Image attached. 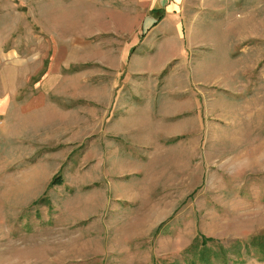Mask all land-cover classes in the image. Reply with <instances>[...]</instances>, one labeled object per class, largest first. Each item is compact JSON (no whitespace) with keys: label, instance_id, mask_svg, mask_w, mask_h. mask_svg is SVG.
<instances>
[{"label":"rangeland","instance_id":"rangeland-1","mask_svg":"<svg viewBox=\"0 0 264 264\" xmlns=\"http://www.w3.org/2000/svg\"><path fill=\"white\" fill-rule=\"evenodd\" d=\"M251 3V39L217 16L229 53H203L195 7L178 42L130 49L136 0L7 5L0 22L20 29L0 44L19 68L35 81L59 58L70 75L42 115L0 116V264H201L203 240L212 264H264V0Z\"/></svg>","mask_w":264,"mask_h":264},{"label":"crops","instance_id":"crops-1","mask_svg":"<svg viewBox=\"0 0 264 264\" xmlns=\"http://www.w3.org/2000/svg\"><path fill=\"white\" fill-rule=\"evenodd\" d=\"M2 1L3 0H0V16L5 17V14L10 13L8 11L9 9L14 10L13 6H7L12 4L14 0H4L6 1L5 4H2ZM225 1L227 0H196L195 5H193L190 3V0H136L139 9L136 13L144 16L141 20L139 28L141 36H143L139 39L138 35H134L132 43L129 45L130 49L136 48L139 44L143 46V44H147L149 41L150 45H152L151 40L148 38L151 34L156 33H164L166 35L167 33L169 34L172 32V37H174L173 39H176L178 42L181 33L184 30V25H186L187 18L185 19V16L186 14L188 16L194 15V10L192 8L195 7L200 42V45L198 46L204 49L203 53L206 49L212 50V48H219V46L223 47L226 52L229 53L230 49H234L233 46L225 43L222 45L220 43L222 39L221 35L215 34L219 26L217 16H232L234 20L229 19V24L231 26L232 24L244 26L245 34L239 36L238 39L240 41L238 42L251 39L253 26L248 17L251 16L250 9H252V0H243L245 1L243 6L244 10L242 12L244 16L241 15L243 18L237 17L239 12V8L237 9V1L241 0H233V7L232 5L226 6ZM72 11L76 12L77 9L72 8ZM55 21L57 20L54 18V25L51 30L57 32L60 30V25L59 23L55 24ZM16 26L17 24L10 25L1 21L0 32L4 33L3 39H6L10 33L20 29V27L17 28ZM145 32H147L146 37H144ZM246 32H248V34H246ZM170 41L171 40H168L167 43L165 42L166 45H170ZM85 43L90 42L87 41ZM2 44L3 43L0 44V64L2 65L1 69L3 70V73L0 72V88H2V94L0 95V116L6 115V113L11 110H18L22 114L27 113L29 115H42L47 103L49 102L50 93L56 92L58 89L57 85H59V83L64 80L66 76L70 75V73H62L60 71L62 63L57 57L58 59L53 62L52 72L46 74L43 78H37V80L32 81L33 77L30 76L28 70L23 69V66L19 68V65L21 64H18V61H14L17 60L15 56L18 55V51L15 49L4 50L3 47L1 48ZM234 45L235 47H238L236 44ZM85 49L90 48L89 46H86ZM63 51L65 52V48H58V56H60ZM146 55L149 57V53L145 54V56ZM7 60L10 62H7ZM13 61L15 66H13ZM79 74L86 76V74L83 73H76L75 75L79 76Z\"/></svg>","mask_w":264,"mask_h":264},{"label":"trees","instance_id":"trees-1","mask_svg":"<svg viewBox=\"0 0 264 264\" xmlns=\"http://www.w3.org/2000/svg\"><path fill=\"white\" fill-rule=\"evenodd\" d=\"M209 240H203L202 245L203 249L199 252L200 258H201V264H212L210 255L215 254L213 248L207 246V243ZM193 249H196L197 247L193 246Z\"/></svg>","mask_w":264,"mask_h":264},{"label":"bare ground","instance_id":"bare-ground-1","mask_svg":"<svg viewBox=\"0 0 264 264\" xmlns=\"http://www.w3.org/2000/svg\"><path fill=\"white\" fill-rule=\"evenodd\" d=\"M263 148H264V147H263ZM254 151H255V150H254ZM246 154H248V153H246ZM244 162H245V161H244ZM244 162H243V160H242V163H243V164H244ZM258 162H259V161H258ZM243 164H242V165H243Z\"/></svg>","mask_w":264,"mask_h":264}]
</instances>
